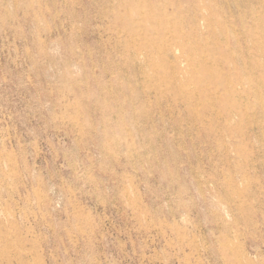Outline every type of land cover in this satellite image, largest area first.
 I'll use <instances>...</instances> for the list:
<instances>
[{
  "label": "rangeland",
  "instance_id": "obj_1",
  "mask_svg": "<svg viewBox=\"0 0 264 264\" xmlns=\"http://www.w3.org/2000/svg\"><path fill=\"white\" fill-rule=\"evenodd\" d=\"M0 264H264V0H0Z\"/></svg>",
  "mask_w": 264,
  "mask_h": 264
}]
</instances>
